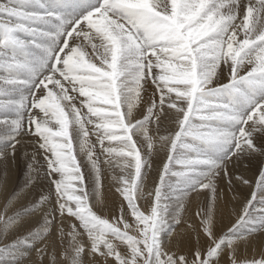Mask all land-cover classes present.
Here are the masks:
<instances>
[{"label":"snow or ice","instance_id":"1","mask_svg":"<svg viewBox=\"0 0 264 264\" xmlns=\"http://www.w3.org/2000/svg\"><path fill=\"white\" fill-rule=\"evenodd\" d=\"M0 195V264H264V0H0Z\"/></svg>","mask_w":264,"mask_h":264},{"label":"bare ground","instance_id":"2","mask_svg":"<svg viewBox=\"0 0 264 264\" xmlns=\"http://www.w3.org/2000/svg\"><path fill=\"white\" fill-rule=\"evenodd\" d=\"M17 169H15L14 171H12V170L9 171L8 180H7V190H8V192H10V190L13 187L15 188L18 185L23 183V177H21V179L19 181H14L16 179ZM104 197H105L106 203H108V204H111L113 201H115L117 199V195L115 193L114 188H110L107 185V182L105 183ZM4 199H5V197L0 195V208H2V206H3ZM201 199H203V198L201 197ZM192 212H193V209L190 208L189 209V214H191ZM183 227H184V225L181 224L179 227H177L176 231L180 232Z\"/></svg>","mask_w":264,"mask_h":264},{"label":"rangeland","instance_id":"3","mask_svg":"<svg viewBox=\"0 0 264 264\" xmlns=\"http://www.w3.org/2000/svg\"><path fill=\"white\" fill-rule=\"evenodd\" d=\"M23 167V168H22ZM22 171V172H21ZM23 171H24V166H23V162L20 163L18 169H17V174H16V179L14 181H19L21 179V177H23ZM22 173V174H21ZM14 189V187L10 190L9 193H11V191ZM3 207V206H2ZM19 207V205H17V208ZM15 210V209H14ZM102 215H104L102 213ZM107 218L111 219L112 218V214L108 213L107 214ZM11 239V238H10Z\"/></svg>","mask_w":264,"mask_h":264}]
</instances>
